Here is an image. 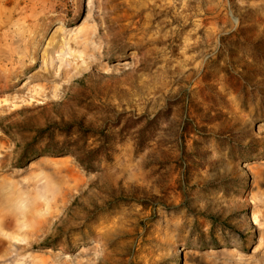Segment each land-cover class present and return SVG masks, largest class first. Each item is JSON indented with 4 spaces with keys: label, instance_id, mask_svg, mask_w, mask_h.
Returning a JSON list of instances; mask_svg holds the SVG:
<instances>
[{
    "label": "rangeland",
    "instance_id": "374dc122",
    "mask_svg": "<svg viewBox=\"0 0 264 264\" xmlns=\"http://www.w3.org/2000/svg\"><path fill=\"white\" fill-rule=\"evenodd\" d=\"M0 264H264V0H0Z\"/></svg>",
    "mask_w": 264,
    "mask_h": 264
},
{
    "label": "trees",
    "instance_id": "16d2710c",
    "mask_svg": "<svg viewBox=\"0 0 264 264\" xmlns=\"http://www.w3.org/2000/svg\"><path fill=\"white\" fill-rule=\"evenodd\" d=\"M80 132L82 135L87 136L89 133H92L90 131H84V129L80 128ZM47 134L48 131H45ZM66 137H69L70 131L64 132ZM94 137H97L98 135H101V140H99V146L95 149H87V147L82 148H71L68 145V140L64 141L63 143L55 142L53 135L51 134L50 139L51 143H53V146L49 148V152L51 154L55 155H61V154H69L75 158V160L84 168L88 170H92L95 167V163H97L100 159L105 158L109 161V144L110 141L108 139V136L106 134H93Z\"/></svg>",
    "mask_w": 264,
    "mask_h": 264
}]
</instances>
